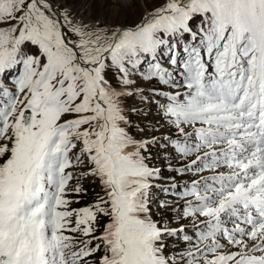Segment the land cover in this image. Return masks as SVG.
<instances>
[{"label": "snow or ice", "instance_id": "snow-or-ice-1", "mask_svg": "<svg viewBox=\"0 0 264 264\" xmlns=\"http://www.w3.org/2000/svg\"><path fill=\"white\" fill-rule=\"evenodd\" d=\"M100 2L0 0V264H264V0Z\"/></svg>", "mask_w": 264, "mask_h": 264}, {"label": "rangeland", "instance_id": "rangeland-1", "mask_svg": "<svg viewBox=\"0 0 264 264\" xmlns=\"http://www.w3.org/2000/svg\"><path fill=\"white\" fill-rule=\"evenodd\" d=\"M159 3H161V0H136L131 8L120 9L117 11L106 8L103 0H101L100 4L95 8L93 18L98 24L104 25L106 30L105 34H110V31L115 30L116 27L139 21L142 17L146 16L148 11H153ZM74 7L78 14H83L85 16L88 15L87 11L79 4H75ZM128 103L134 105L136 101L129 100ZM131 119L134 125L131 129L132 133L136 136H140L143 135V133H141L139 129L144 128L145 126L150 127V122H154L156 117L154 114H149L147 117L132 115ZM161 131H163V129ZM156 163L159 164L160 162L156 161ZM83 170L84 166H78L74 169V179L69 183V188L75 187L77 183H79L88 190V194L83 196L78 204L73 205V207L77 208L93 203L96 199L95 194L101 192L98 182L94 181L91 177H84L79 180L76 179V175Z\"/></svg>", "mask_w": 264, "mask_h": 264}, {"label": "bare ground", "instance_id": "bare-ground-1", "mask_svg": "<svg viewBox=\"0 0 264 264\" xmlns=\"http://www.w3.org/2000/svg\"><path fill=\"white\" fill-rule=\"evenodd\" d=\"M149 12H150V11H148L147 14H148ZM147 14H146V15H147Z\"/></svg>", "mask_w": 264, "mask_h": 264}]
</instances>
